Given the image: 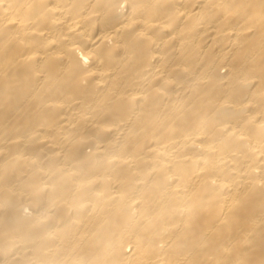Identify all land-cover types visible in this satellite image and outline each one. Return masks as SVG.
<instances>
[{"label":"bare ground","instance_id":"6f19581e","mask_svg":"<svg viewBox=\"0 0 264 264\" xmlns=\"http://www.w3.org/2000/svg\"><path fill=\"white\" fill-rule=\"evenodd\" d=\"M0 264H264V0H0Z\"/></svg>","mask_w":264,"mask_h":264}]
</instances>
